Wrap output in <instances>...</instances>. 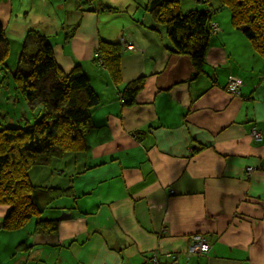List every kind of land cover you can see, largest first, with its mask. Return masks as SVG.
<instances>
[{"label": "crops", "instance_id": "0c3cea01", "mask_svg": "<svg viewBox=\"0 0 264 264\" xmlns=\"http://www.w3.org/2000/svg\"><path fill=\"white\" fill-rule=\"evenodd\" d=\"M144 1L93 0L80 10L77 0H0L13 59L0 68L2 92L10 90L5 71L16 66L12 46L35 30L49 39L59 68L79 66L100 100L86 150L29 171L34 185L74 190L75 199L45 213L57 230L37 235L34 221L0 229V264H145L151 254L178 264H264V61L220 10L194 75L185 57L170 53ZM192 2L188 10L207 6ZM101 5L119 12L102 13ZM100 41L123 46L118 87L94 60ZM140 77L138 103L124 106L119 91ZM231 77L242 81L238 94L226 90ZM6 212L0 205V224ZM193 234L209 240L206 255L187 254Z\"/></svg>", "mask_w": 264, "mask_h": 264}, {"label": "trees", "instance_id": "16d2710c", "mask_svg": "<svg viewBox=\"0 0 264 264\" xmlns=\"http://www.w3.org/2000/svg\"><path fill=\"white\" fill-rule=\"evenodd\" d=\"M77 1L80 9L85 4L91 6L93 0ZM198 1L207 6L185 12L178 0H146L142 6L156 24L164 27L171 45L170 53L185 57L193 69L192 74L202 70L213 34L212 15L220 10L230 13L233 30L240 32L264 61V0H217L215 10L210 0ZM88 9L93 11L94 8ZM100 9L102 13L119 12L107 5H101ZM77 26L66 34V41ZM8 50L9 42L0 24V68L5 67ZM122 55L121 43L100 41L95 51L94 60L115 87L122 83ZM9 73L17 97L24 101L27 109L39 110L40 118L27 129L20 125L0 129V205L7 209L0 229L17 231L34 221L35 234H52L57 230V222L45 218V213L53 209L55 201L64 197L75 199L76 195L71 187L32 184L29 171L48 166L67 154L83 153L87 148L86 134L93 128L91 110L100 100L79 66L69 73L59 68L49 39L35 30L26 33L15 69ZM5 74L7 76L6 71ZM145 80L140 77L123 86L119 93L124 106L138 103ZM20 247L21 244L17 249Z\"/></svg>", "mask_w": 264, "mask_h": 264}, {"label": "rangeland", "instance_id": "374dc122", "mask_svg": "<svg viewBox=\"0 0 264 264\" xmlns=\"http://www.w3.org/2000/svg\"><path fill=\"white\" fill-rule=\"evenodd\" d=\"M180 1H181V3H180L181 4V10L183 12L187 11L188 8H193L196 6V4L192 2V0H180ZM210 1H211V4H213V5H215L217 3V0H210ZM200 8H202V7H200ZM25 35H26V33H25ZM25 35H24V37H25ZM23 39L21 40L20 45H13L12 46L14 50L18 51L14 54V60H16V61H17L18 56H19V52H20L19 49L22 47ZM130 43L132 44V48H129V46H128V44H130ZM124 48L128 51L135 50V46H134L133 42L125 43ZM6 60L8 62L10 61V64L13 65V59H11L10 46H9V50H8V57ZM16 61H15V63H16ZM14 69H13V71H14ZM10 71L12 72V70H10ZM11 75L12 74L7 72L8 80H6L2 83V87L9 85L10 90L2 92L3 88L0 89V129L3 127H16V126H10V125H13L16 123H18L20 126H22V128L27 129L28 126H30L31 124H33L39 120V118H40L39 110L36 109L34 111H31V110L27 109L26 104L20 98H18L19 102L14 101L12 103L11 101L8 100V97H6V92L8 94H10V96H12L11 94H13V95L15 94V97L18 96L17 92L15 90V87H14L15 84L11 79ZM3 76H4V74H3ZM1 95H4V97L6 98L5 101L1 98ZM22 110L25 112V114H24V112H21ZM14 117H16V121H15L16 123L13 121ZM21 118L23 119L22 121H20ZM53 163H54V161H53Z\"/></svg>", "mask_w": 264, "mask_h": 264}, {"label": "built area", "instance_id": "2783aa9c", "mask_svg": "<svg viewBox=\"0 0 264 264\" xmlns=\"http://www.w3.org/2000/svg\"><path fill=\"white\" fill-rule=\"evenodd\" d=\"M213 28L216 29L215 26H213ZM128 46L129 48H132L131 43L128 44ZM241 85H242V81L240 79L231 77L228 79V82L226 84V90L231 94H238V88ZM251 135L256 142H260L263 140L262 134L256 129H253L251 131ZM247 171L250 172L251 168H248ZM189 240L190 241L188 243V248H187V254L189 255L196 254V255L204 256L209 252L211 248L209 240L204 235L194 234L189 238ZM144 262L145 264H178V262L174 260L162 262L158 260L155 255L152 254L150 256L145 257Z\"/></svg>", "mask_w": 264, "mask_h": 264}]
</instances>
